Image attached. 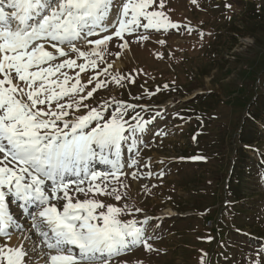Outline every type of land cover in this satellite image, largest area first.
Wrapping results in <instances>:
<instances>
[{
  "label": "rangeland",
  "instance_id": "rangeland-1",
  "mask_svg": "<svg viewBox=\"0 0 264 264\" xmlns=\"http://www.w3.org/2000/svg\"><path fill=\"white\" fill-rule=\"evenodd\" d=\"M158 4L156 0L149 10L163 11L180 27H141L125 35L127 47H120L124 41L114 37L104 58L113 65L110 72L126 82H109L83 101L90 107L108 101L105 116L113 112L115 102L135 105L127 109L125 119L135 124L131 117L138 114L147 121L144 131L136 133L135 144H122L120 159L127 175L119 179L127 187L109 178L108 190L118 187L122 199L95 192L87 197L140 209L121 218L140 222L152 250L136 245L110 264H264V107L252 113L251 107L241 109L237 103H248L252 90L264 92V0H164L163 9ZM120 7L121 0H113L112 12ZM141 35L149 39H139ZM76 44L89 50L84 42ZM46 49L54 52L47 45ZM63 71L74 78L79 69ZM95 75L89 68L80 73L81 82ZM98 78L111 81L107 74ZM147 93L153 95L144 98ZM146 98L150 100L144 102ZM180 103L195 104L200 114L181 116L174 112ZM87 112L81 107L68 118ZM244 140L254 142L243 144ZM133 160L138 162L135 167ZM99 163L92 167L109 171L110 165ZM95 183L103 187L101 180ZM236 188L242 192L237 198ZM70 195L86 198L71 190ZM17 218L23 231L11 238H23L33 264H43L31 220L22 223ZM28 235L33 241L24 239ZM34 246L37 252L31 253Z\"/></svg>",
  "mask_w": 264,
  "mask_h": 264
},
{
  "label": "snow or ice",
  "instance_id": "snow-or-ice-1",
  "mask_svg": "<svg viewBox=\"0 0 264 264\" xmlns=\"http://www.w3.org/2000/svg\"><path fill=\"white\" fill-rule=\"evenodd\" d=\"M155 3L121 0L113 13V0H0V237L10 240L16 231H23L10 211L14 199L41 238L39 256L47 257L44 264H110L136 245L152 250L140 222L121 218L140 209L87 198L95 192L122 199L118 187L108 190L109 178L127 187L119 179L127 175L120 159L122 144L128 140L135 144L136 133L144 131L147 121L138 114L131 117L135 124L125 119L127 109L135 105L115 102L113 112L105 116L108 101L99 107L83 101L109 82L122 85L125 79L111 73L113 65L104 58L114 37L124 41L120 47H127L125 35L141 27L157 31L180 27L163 11L149 10ZM158 8H164V0H159ZM93 36L98 38L89 39ZM77 41L89 50H81ZM59 58L65 59L57 62ZM77 68L74 78L63 71ZM89 68L96 75L82 83L80 73ZM102 74L111 81L100 80ZM81 107L88 108L87 114L68 118ZM96 161L110 165L109 171L94 169ZM137 163L133 160L132 166ZM131 175L137 178L136 172ZM98 179L103 187L95 183ZM70 190L86 198L77 199ZM55 201L64 203L58 206ZM0 264H33V260L23 244L0 243Z\"/></svg>",
  "mask_w": 264,
  "mask_h": 264
},
{
  "label": "trees",
  "instance_id": "trees-1",
  "mask_svg": "<svg viewBox=\"0 0 264 264\" xmlns=\"http://www.w3.org/2000/svg\"><path fill=\"white\" fill-rule=\"evenodd\" d=\"M259 89V88H258ZM258 89H255V90H252L251 91V97L249 98V101H248V103H241L239 100L237 101V103H239L238 104V108H241V109H247L248 107H251L249 110H250V112H252V113H254V112H258V107L259 106H263L264 107V92H261L260 93V91L258 90ZM243 97V96H242ZM191 103H194L193 101H191ZM196 106H194L193 104H190L189 105V103L188 104H186L185 105V107H183V109H185V110H190V109H194ZM252 117H251V119L252 120H254V121H257V118L255 117V116H253V115H251ZM253 121V122H254ZM243 142V144H245V143H249V144H251V143H253L254 141L252 140V141H242ZM243 157L245 156V155H242ZM242 194V192H240L239 191V189L238 188H236L235 189V192H234V195H235V197L237 198L238 197V194Z\"/></svg>",
  "mask_w": 264,
  "mask_h": 264
},
{
  "label": "bare ground",
  "instance_id": "bare-ground-1",
  "mask_svg": "<svg viewBox=\"0 0 264 264\" xmlns=\"http://www.w3.org/2000/svg\"><path fill=\"white\" fill-rule=\"evenodd\" d=\"M111 19V18H110ZM29 207H32L31 205H29ZM26 213V212H25ZM26 214H28V213H26ZM24 215V214H23ZM19 216V215H18ZM30 224H31V222H30ZM22 226V225H21ZM37 235V234H36ZM29 236V235H28ZM38 236V235H37ZM39 237V236H38ZM37 238V237H36ZM23 239V238H22ZM21 238H19V236H16L15 238H11L10 240H4L2 237H0V243H4V244H7L8 246H19V245H21V244H23V240H22ZM38 239H36V241H37ZM31 241H33V240H31ZM33 243V242H32ZM29 244V241H27V243H26V245H28ZM35 244V243H34ZM38 244H39V248L41 247V245H40V240H39V242H38ZM37 244V245H38ZM30 245V244H29ZM36 245V244H35ZM26 247H28V246H26ZM35 247V246H34ZM27 250V249H26ZM37 250V249H36ZM37 252V251H36ZM31 253H33V252H31ZM33 255V254H32ZM35 255V254H34ZM37 255V254H36ZM39 255V254H38ZM43 258V260H46L47 259V257H42Z\"/></svg>",
  "mask_w": 264,
  "mask_h": 264
}]
</instances>
